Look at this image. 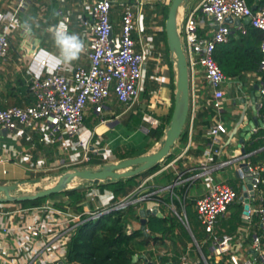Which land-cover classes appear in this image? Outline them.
I'll return each instance as SVG.
<instances>
[{
    "label": "built area",
    "instance_id": "2783aa9c",
    "mask_svg": "<svg viewBox=\"0 0 264 264\" xmlns=\"http://www.w3.org/2000/svg\"><path fill=\"white\" fill-rule=\"evenodd\" d=\"M112 0H95L90 7L91 20L81 18V24L87 29L90 42L88 64L86 66H69L60 61L49 63L46 55L34 50L30 66H33L29 78V89L33 101L25 105H0V133L5 129V135L28 129L32 132H43L41 139L45 141L58 140L63 146H69L72 151L67 157H60L53 167L56 169H71L81 167L90 158V153H105L106 148L99 145V140L84 139V111L88 105L100 113L111 92L118 101L130 107L137 100L142 79L146 70L148 53L135 48L132 30L142 14L136 15L142 9V1L134 0L125 3L121 12L119 33H113L110 21ZM230 15L235 25L241 28L240 18L248 17L249 23L261 31L259 72L262 78L255 87L264 95V5L253 9L246 0H199L194 7L179 19L182 49L186 55L190 74L201 69L208 87L206 102L220 113L225 99L226 75L216 62L214 50L216 46L228 39L230 24L226 17ZM0 19L7 21L4 31L0 32V57H4L9 46V33L15 19L13 12L0 13ZM205 19L209 20L211 29L204 34L199 32L205 27ZM111 33V35H110ZM110 35V36H109ZM35 62L37 64H35ZM70 71V75L64 73ZM261 97L257 100L261 105ZM264 121V115L261 116ZM150 126H157L155 117H147ZM258 122L255 121L254 130ZM149 127V126H148ZM141 125L143 131L149 128ZM227 128L220 118L208 127V146L204 158L199 162L198 176L206 177L209 186L197 198L195 209L210 246L208 255L218 264H264V249L260 248V239L264 235V197L261 203L251 205L250 200L260 189L263 181L261 166L254 167L249 161L242 160L246 155L244 147L223 159L219 164L226 165L238 162L235 175L242 179L241 191H237L224 180H214L210 177L212 166L208 159L212 153H220V134ZM74 137L73 140H68ZM243 138L239 139V144ZM191 142V127L188 128V143ZM12 148L5 147V152ZM16 150V149H14ZM17 152V151H16ZM18 153V152H17ZM27 157L19 155V160ZM175 159L169 160L159 168V171L171 165ZM34 169V168H33ZM251 176V187H247L244 178ZM41 178V177H40ZM42 178H49L42 176ZM177 174L172 183L138 193L136 188L129 193L114 196L111 191L88 192L87 196L75 203L74 207L65 204L63 207L54 200H44L34 205H23L17 199L0 201V264H64L68 244L78 225L83 221L96 218L105 212L137 204L140 201H151L145 206H139L137 219L139 228L147 235V214L145 207L152 209L157 205L159 210L163 200L156 196L160 190L167 189L173 193V186L179 182ZM17 195V194H14ZM238 199V200H237ZM243 203V219L252 220L254 213L258 214L257 225L260 234L254 233L250 246V256L239 259L235 252L230 253V236H219L215 233V224L219 216L224 214L233 201ZM141 208L143 211H141ZM185 225L188 219L183 212L180 216ZM129 227V225L127 224ZM128 230V229H127ZM198 246V244H197ZM198 251L205 264H209L206 256L198 246ZM181 264H189L184 256ZM169 264H175L170 262Z\"/></svg>",
    "mask_w": 264,
    "mask_h": 264
},
{
    "label": "crops",
    "instance_id": "0c3cea01",
    "mask_svg": "<svg viewBox=\"0 0 264 264\" xmlns=\"http://www.w3.org/2000/svg\"><path fill=\"white\" fill-rule=\"evenodd\" d=\"M130 1L134 0H112L110 21L113 33H119L123 6ZM140 1H142V9L137 10L135 8V12L138 17H140L139 14H142V17L140 21L136 22L132 35L135 39V48L137 50H145L148 56L138 98L132 106L126 107L111 92L102 112H95L91 105L86 107L82 135L84 139L91 137V141L99 140V145L102 148L105 147L106 152L90 153V158L84 161L81 167H96L106 162L120 160L114 151L116 147H121L122 150L133 147L137 153H149L152 147L160 140L156 141L151 148L146 150L149 137L148 132L143 131L141 125L149 126V129L152 128L147 122V117H155L160 122L170 113L172 104L174 103L176 67L172 61L170 51L166 48L165 20L167 15H165L163 10V5L169 4L170 0ZM193 1L195 3L189 6L190 8L186 5L184 9L180 10L178 20L182 15H186L199 0ZM94 2L95 0H0V13L9 11L15 14V19L11 23L13 29L8 35L9 46L7 53L4 57H0V105H25L33 101V95L29 89V78L32 75L33 69V66H30L32 52L37 50L40 54L46 55L49 63L53 64L55 61H59V52L49 29L58 25L61 21L68 26L69 32L78 34L85 43V51L80 55L78 60L73 61L69 66H86L88 64L90 42L87 36V29L85 25L81 24L80 19L91 20L90 7ZM259 2L260 0H252L251 7L254 6L255 9ZM261 4H264V2H261ZM227 22L230 24L228 39L219 43V49L217 50V58L223 61L225 70L222 71L226 75V82L224 84L226 94L220 113L217 114L216 110L206 102L208 87L201 69L195 74H190V106L182 129V131H185V137L183 139L179 137L170 150V152H174L170 160L175 159V161L167 168L161 171L158 169L151 173L156 183L163 182V184L172 183L177 174H180V180L174 184L172 194L169 190L163 189V194H168L167 199H164V196L160 192L155 193L156 196H159L163 200L159 206L162 216L167 213L174 214L190 237V240L186 242L184 250L180 251L179 260L174 261L170 259L167 261V264L170 262L181 264L183 256L189 264H198L199 261L205 264L198 251V246L202 250V246L204 245L208 252L210 240L197 218L195 202L206 191L209 183L206 177L198 176L197 173L199 171L198 164L203 160L205 149L208 146V127L216 118H220L224 122L227 130L220 134L221 152L212 153L208 159L209 164L212 166L210 177L214 180L228 182L225 174L232 171L230 176L238 178L235 175L234 169L239 161L222 166L219 162L233 154H237L239 149H242L241 146L244 147L246 153L242 160L249 161L254 167L261 166V175L264 177V121L256 126V131L252 128L250 134L241 135L242 124L233 133L237 117L235 113L240 108V89L243 88L248 91L254 88L256 83L262 81L258 66L262 34L258 28L249 23L248 17L240 18L241 28L235 25L236 23L232 18L227 19ZM6 24L7 21L0 19V32L4 31ZM209 29H211V25L209 24V20L205 19V27L204 29H200L199 32L204 34ZM169 61L173 63L172 67L169 65ZM35 64L37 63L35 62ZM64 73L70 75L69 70H65ZM263 102L264 95L261 97V105ZM261 105L259 107L258 105L256 106L259 108V118L264 115L260 109ZM254 115L250 111L246 113V117L249 118ZM117 124H121V126L127 124L133 125L134 128L145 135L147 140L143 144V149L139 150L132 142L111 144L112 141L108 140L107 132L108 129H113ZM167 126H165L164 131ZM189 127H191V142L186 147ZM258 130H260V133L255 136L254 134ZM42 134L43 132H32L28 129L14 132L12 135L0 133V183L14 184L15 187L10 189V193L17 195L28 193L26 191H19L17 188H20L24 183L32 181L29 178L32 175H36V177L44 175L49 177L50 180L55 179L54 182L49 184L50 186L57 181L59 174L62 172L61 169H56L53 165L57 163L60 157H67L72 149L67 145L66 147L63 146L58 140H42ZM240 138H243V140L239 144ZM73 139L75 138H68V140ZM255 139H258L257 143L254 142ZM5 147L12 148L13 150L5 152ZM19 155L25 156L27 159L20 161ZM93 155H100L98 157L102 159L101 162L91 164L90 160L93 158ZM23 163H26V165ZM169 171L171 173H168ZM241 182L242 179L239 180L238 184L240 191ZM261 183H264V179ZM76 184L80 183H75L74 185L72 183L68 187H73ZM230 184L232 185L233 183ZM155 187L157 186H152L151 189H155ZM138 188L137 186L136 191L141 193L138 191ZM103 191L112 192L110 189ZM260 197H264V185L260 187V193L250 200L251 205H259L261 203ZM47 199L54 200L56 204L58 201H61L60 205L58 204L61 207L68 202V198L62 195L58 198L46 197L45 200ZM151 201H143L141 204L139 203V206H145L151 203ZM188 202H192L191 207L195 215L194 223L200 226L197 234L186 210ZM132 205L137 211L139 206ZM164 205L172 209L173 212H165L162 209ZM241 205L239 221L234 223L228 220L231 214V208H229L218 217L215 224V233L217 235L230 236L231 247L229 252H235L239 259L250 256L249 249L252 244L253 234L261 233L257 225L258 214L254 213L250 222L245 221L243 219L244 205ZM69 206L74 207L75 204L74 206ZM183 212L187 216L188 226L180 218ZM137 215L138 211L136 217L132 218V221L137 219ZM136 221L138 222V219ZM233 223L234 227L231 226ZM174 232L178 235L180 228L176 227ZM181 236L184 237L183 233H181ZM158 246H166L167 252H156L155 247ZM148 248L154 251L156 261H159L157 258L158 254H173V248L169 240H167L166 245L151 244ZM260 248L264 249V235L260 239ZM140 258H144L145 262H150L149 264L154 263L152 260H148L145 255Z\"/></svg>",
    "mask_w": 264,
    "mask_h": 264
},
{
    "label": "trees",
    "instance_id": "16d2710c",
    "mask_svg": "<svg viewBox=\"0 0 264 264\" xmlns=\"http://www.w3.org/2000/svg\"><path fill=\"white\" fill-rule=\"evenodd\" d=\"M246 1L251 6L252 0ZM261 2H264V0H260V2L257 4V7L264 5L261 4ZM168 8L169 4L163 5L165 15H167ZM165 43L166 48L169 51L167 42L165 41ZM218 46L219 45H217L214 50V57L220 68L225 70L223 61L217 58V50L219 49ZM169 65L172 67L173 63L169 61ZM172 108L173 104L167 117L163 118L157 126L149 129L147 133L149 142L147 144L146 150L151 148V146L156 141H159L164 135V128L169 123ZM260 109L262 110V114H264V102L262 103ZM259 133L260 130H258L254 135L257 136ZM184 137L185 131L183 130L181 132L180 139H183ZM254 142L257 143L258 139H255ZM114 151L120 159L142 154L135 152V148L133 147H128L125 150H122L121 147H116ZM173 155L174 152H170L165 156V158L167 161H169ZM98 156L93 155L90 163L96 164L101 162L102 159ZM158 166L159 164H156L155 166L145 169L135 175L120 177L113 181L100 180L98 183L87 182V184L99 185L105 189H110L116 197L134 190L139 185L140 177L155 172L158 170ZM168 173L171 172L169 171ZM232 185L234 186V184ZM85 187L87 186L76 184L73 187L64 188L56 193L67 197V204L74 206V204L84 196V191L86 190ZM56 193H51L46 195V197H50ZM43 199L44 197L24 200V203H26L25 205H34L40 203V201ZM20 202L22 203V201ZM60 202L61 201H58L57 204ZM191 205L192 202H188L186 204L188 215L193 211ZM229 208H231V214L228 220L234 223L239 221V213L241 211L242 205L238 202H234L229 205L228 209ZM136 213L137 211L134 206L132 204H128L124 208L105 212L96 218L87 219L80 223L71 240L69 241L66 261L64 264H138L139 261H143L144 264H149L148 262L144 261V258L142 259L140 257L133 261L132 257L134 254H144L148 260H152L154 262L153 264H167V261L170 259L178 261L180 251L184 250L186 242L190 240V237L182 227L178 218L172 213H167L164 216L149 214L146 222V228L148 232L146 235L140 228L127 231L126 224L130 218L136 217ZM234 223L231 224L232 227H234ZM176 224L180 228L178 235L174 232ZM181 233H183L184 237L181 236ZM195 236L197 238L196 234ZM167 240H169L171 243L173 254H158L157 258L159 261H156L154 251L149 249L148 246L151 244L166 245ZM202 251L205 254L209 264H214L213 257L208 255L207 249L204 247V245L202 246ZM198 264H203V262L199 261ZM219 264H223V261H220Z\"/></svg>",
    "mask_w": 264,
    "mask_h": 264
},
{
    "label": "water",
    "instance_id": "95a60500",
    "mask_svg": "<svg viewBox=\"0 0 264 264\" xmlns=\"http://www.w3.org/2000/svg\"><path fill=\"white\" fill-rule=\"evenodd\" d=\"M187 2L188 0H170L165 20L167 44L172 61L176 67V90L170 120L164 131L163 137L159 141L157 149L149 153L126 157L115 162H106L96 167H73L71 169H64L59 174L54 184L29 194L14 195L10 193V189L15 187L14 184L0 183V201L8 199H36L67 188L71 180L85 179L88 183H98L100 180L113 181L120 177H128L155 166L170 153L174 142L181 135L190 106V73L187 66L186 55L182 49L178 20V13L186 7ZM252 8L254 9V6H252ZM229 18L232 17L228 15L226 21ZM240 92V108L239 111L235 113L237 117L235 119V129L233 133H235L236 128L242 124L241 135L244 136L250 134L252 128L255 127V121L258 122V124L262 123L261 118L258 117L259 108L256 107L257 100L261 97V94L255 87L248 91L241 88ZM248 111L255 115L250 118L246 117ZM3 133H5V129H3ZM243 180L247 187H251V176H249V174ZM144 210L147 215L156 214L162 216L157 205H153L152 209L145 207ZM141 211H143L142 208ZM139 256L143 257L144 255L141 254ZM137 258L138 255L134 254L132 260L135 261Z\"/></svg>",
    "mask_w": 264,
    "mask_h": 264
},
{
    "label": "rangeland",
    "instance_id": "374dc122",
    "mask_svg": "<svg viewBox=\"0 0 264 264\" xmlns=\"http://www.w3.org/2000/svg\"><path fill=\"white\" fill-rule=\"evenodd\" d=\"M194 3L195 2L193 0H188L187 6L188 7L189 6H192ZM107 136H108V140L109 141H112L111 144H113V145H114V143L120 144V143H124V142H132L139 150L143 149V144L147 140V137L145 135H143L136 128H134L133 125H129V124H127L125 126L124 125L121 126V124H117L113 129H108ZM158 145H159V142L157 144H155L149 152H151L153 150H156L157 147H158ZM92 154H93V152H92ZM166 161H167V159L166 158H163L158 163L159 166H158L157 169H159L160 167H162L166 163ZM23 164L26 165V163H23ZM230 173H232V171L229 172L228 174L227 173L225 174L226 175V178L228 180V182L227 181L226 182L229 183V184L230 183H233L235 187L233 185L232 186L234 188H236L237 190L240 191V186L238 185L240 179L236 178L235 176H230ZM29 178L32 181H29V183H24V184H22L20 186V188H17V190H19V191H26V192H28V193H23V194L33 193V192H35L38 189L44 188L46 186H49V184H51L52 182L55 181V179H51L50 180L49 178L48 179L47 178H42V177L40 178V176L36 177V175H32ZM78 181H80V182H78ZM78 181L77 180H71L69 182V184H72L73 183V185H74L75 183H80L82 186H87V187H85L86 190L84 191V196L81 199H84L87 196V193L88 192L103 191V190H105V188L102 187V186H99V185H89V184H87V180H85V179L78 180ZM236 183H237V185H236ZM69 184H68V186H69ZM262 185H264V183H261L260 184V187ZM152 186L161 187V186H164V184H163V182L162 183H159V182L156 183L155 178H154L153 174H151V173L150 174H147L145 176H141L140 177V181H139V185H138V187H139L138 188L139 189L138 191H140L141 193L142 192L143 193L144 192H148V190H151V187ZM259 193H260V189L258 188L256 190V194H259ZM160 194L162 196H164V199H167V195L168 194L165 193V195H164L163 194V190H160ZM59 196H61V194L56 193V194H54V195H52L50 197L51 198H58ZM43 197H44L43 200H45L46 199V196H41V197H38V198H43ZM237 200L236 201H233L232 203L238 202L240 204H243V203H241V201H237ZM19 201H22V204L23 205L26 204V203H24L25 202L24 200H19ZM142 202L143 201H140L139 203L141 204ZM139 203H137L135 205H138L139 206L140 205ZM162 209L165 212H173V210L170 209V208H168L166 205H164L162 207ZM191 213H189V215H190V217H189L190 218V222H191V224H192V226H193V228L195 230V233L197 234V232L199 231L198 229H199L200 226L197 223H194L195 222L194 212L192 211ZM136 220L137 219H135V220L132 221V218L129 219V221L127 222V224L129 225V227L126 224V227L128 229L127 231H132L133 229L139 227V222H137ZM195 226H196V228H195ZM176 227H178L177 224L175 225V228ZM166 248H167L166 246H158V247H155V251L158 252V253H162V252L163 253H166L167 252L166 251L167 250ZM168 248H169V246H168ZM138 264H144V262L143 261H139Z\"/></svg>",
    "mask_w": 264,
    "mask_h": 264
},
{
    "label": "clouds",
    "instance_id": "9594fccd",
    "mask_svg": "<svg viewBox=\"0 0 264 264\" xmlns=\"http://www.w3.org/2000/svg\"><path fill=\"white\" fill-rule=\"evenodd\" d=\"M49 31L58 49L60 63L70 65L85 51L84 41L78 34L69 32L68 26L63 21L50 28Z\"/></svg>",
    "mask_w": 264,
    "mask_h": 264
}]
</instances>
